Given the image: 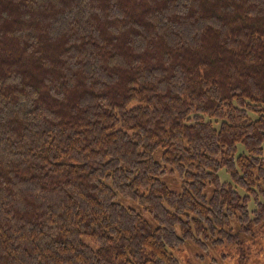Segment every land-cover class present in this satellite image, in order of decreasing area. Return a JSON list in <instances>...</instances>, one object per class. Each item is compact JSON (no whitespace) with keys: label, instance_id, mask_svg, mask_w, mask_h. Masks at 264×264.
Here are the masks:
<instances>
[{"label":"trees","instance_id":"1","mask_svg":"<svg viewBox=\"0 0 264 264\" xmlns=\"http://www.w3.org/2000/svg\"><path fill=\"white\" fill-rule=\"evenodd\" d=\"M233 220L264 225V0H0V264H245Z\"/></svg>","mask_w":264,"mask_h":264},{"label":"rangeland","instance_id":"2","mask_svg":"<svg viewBox=\"0 0 264 264\" xmlns=\"http://www.w3.org/2000/svg\"><path fill=\"white\" fill-rule=\"evenodd\" d=\"M162 148H158L154 153L156 160H161ZM220 178L223 182L232 181L230 173L225 168L219 171ZM161 179L173 190L182 191V181L175 173H167L161 176ZM205 194L210 198L213 194V187L207 186ZM127 206H132L141 210L140 206L130 200L122 199ZM149 218V215L146 213ZM155 224V223H154ZM233 232L240 234L242 248L248 253L245 264H264V225L256 226L253 234H247L241 231L239 223L235 220L231 222ZM237 243L224 242L221 245L210 244L205 250L192 240H188L185 245L179 249L173 250L175 256L179 259L180 264H242L239 259L241 253Z\"/></svg>","mask_w":264,"mask_h":264}]
</instances>
